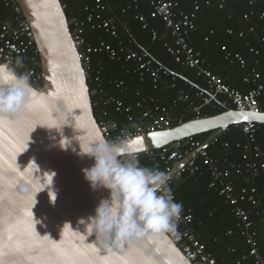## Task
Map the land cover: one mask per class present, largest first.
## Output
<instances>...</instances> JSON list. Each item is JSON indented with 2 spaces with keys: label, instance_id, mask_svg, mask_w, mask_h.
I'll return each instance as SVG.
<instances>
[{
  "label": "water",
  "instance_id": "water-1",
  "mask_svg": "<svg viewBox=\"0 0 264 264\" xmlns=\"http://www.w3.org/2000/svg\"><path fill=\"white\" fill-rule=\"evenodd\" d=\"M19 2L39 48L43 80L34 85L41 95L30 110L0 120V264H195L188 249L168 232L123 241L120 247L114 245L116 255L99 251L95 230L87 234L89 218L97 215L110 193L102 187L93 190L85 179L82 169L91 167L94 159L81 154L80 143L86 149L91 141L107 139L94 113L63 1ZM244 122L264 124V112L230 107L133 136L129 147L140 153L173 141L185 140L187 146L189 138L212 132L190 155L193 158L232 125ZM174 157L175 152L167 154L168 160ZM184 165L185 160L175 161L167 177Z\"/></svg>",
  "mask_w": 264,
  "mask_h": 264
},
{
  "label": "built area",
  "instance_id": "built-area-1",
  "mask_svg": "<svg viewBox=\"0 0 264 264\" xmlns=\"http://www.w3.org/2000/svg\"><path fill=\"white\" fill-rule=\"evenodd\" d=\"M62 1L66 7L68 0ZM128 1L130 3L124 9V12L139 7V0ZM257 1L249 0V3L255 5ZM227 3L228 0H203V2L199 0L194 2L195 9L189 11L185 5H180L177 1L151 0L153 7L151 18H161L166 30L165 34L161 36L157 29H151L152 39H166L165 47L175 61L192 69L198 77L204 80L206 85L205 89L192 87L190 90H178V97L174 100V106L179 105L181 102L187 104V108L183 110L184 113L178 115L173 113L172 107L162 105L156 97L148 94L134 103H127L122 98L112 99L107 96V92L103 87L102 62L93 59L95 53H105L111 60L125 61L128 64V72L141 81L149 78L155 88L161 84L166 88H175L177 76L173 75L163 65L156 63L147 53L138 51L131 44V41L128 44L122 41V33L116 19L107 18L103 14L107 9V5L103 0L85 2L82 6L85 16H72L69 18L72 37L80 52L88 80L91 79L96 84V92L100 95L101 103L113 105L118 114L125 116V120L119 121L107 117L106 109L101 112L98 123L107 140H114L124 132L132 134L131 137H133L171 129L186 122L188 115L192 116L191 119L204 118L207 115L203 114L202 105H212L217 97H222L219 108L231 107L241 111L264 112V77L260 71L259 60H256L253 67L246 70L244 80L252 85V88L247 92H243L226 83L219 74L206 67L201 53L196 50L191 42V34L197 28V12L203 4H215L219 9H222ZM136 18L145 27L149 26L150 21L146 15L139 13ZM244 18L250 22L262 20L264 19V11L258 12L252 9L245 13ZM97 27L104 28L111 37L115 38L117 40L116 45L106 40H100L97 44L89 41L88 30ZM256 27V25H251L249 33L255 34ZM240 36L245 37L246 33L242 32ZM259 38L264 43V35ZM223 49L226 50V47ZM251 52L257 56L260 54V50L255 47H251ZM0 56H11L13 59L16 56H21L24 67L20 70L31 74L33 85H39L43 80L39 48L19 0H0ZM227 57L238 62L243 68L247 67V60L242 55L233 54L229 51ZM111 81L119 89H122L125 85L124 80L121 79ZM194 96L201 100V105L196 103ZM140 115L147 118L145 123H141L134 128L127 125ZM235 127L247 137L245 143H236V147L241 149L243 155L241 164H228L222 161L221 158L211 155L206 147L200 149L193 158H189L195 150L204 144V142L196 140L194 137L189 138L187 146L184 145L185 140H180L173 141L160 149H147L144 152L137 153L141 166L143 165L140 160L143 155L159 156L170 166V169L174 161L185 160V165L173 177L168 179V187L171 189L174 200L181 205L180 215L174 221L175 227L168 233L173 239L178 240L183 248L188 249V253L195 264H218V262L202 242L195 226L196 219L192 210L187 208L182 201L176 199L174 184L179 183L175 178H181L182 180L185 176H194L201 169L199 163L201 159L209 170L211 186L218 189L220 195L231 206L232 212L238 219L241 235L246 240V245L242 249L243 259L251 257L255 264H264V254L259 244L258 232L250 214V209H253L257 214L261 213V202L257 196L258 190L248 185L238 189L234 180V175H242L244 172L246 173V184H249L251 179L259 175L264 177V145L258 140L259 128L255 122L235 124ZM217 141L218 137L211 144ZM222 146L226 151L232 148V144L228 141L223 142ZM169 152H175L173 160L167 159Z\"/></svg>",
  "mask_w": 264,
  "mask_h": 264
},
{
  "label": "trees",
  "instance_id": "trees-1",
  "mask_svg": "<svg viewBox=\"0 0 264 264\" xmlns=\"http://www.w3.org/2000/svg\"><path fill=\"white\" fill-rule=\"evenodd\" d=\"M90 0H68L66 3V13L68 18L72 16L84 17L82 6ZM185 5L189 11H193L194 2L199 0H173ZM203 2V0H200ZM107 5L103 13L107 18L116 19L119 24V30L122 33V41L131 44L140 52L147 53L156 63L169 69L171 73L177 76L175 88H165L164 85L154 87L152 81L148 78L141 81L138 77L128 72V64L125 61L111 60L105 53L93 54L95 61L102 62L103 87L107 96L112 99L122 98L127 103H134L144 95H151L158 99L162 105L172 108L174 113H178V107L173 106V101L178 97V90L189 87L205 89L204 80L196 76L195 72L177 63L174 57L165 47L166 39L153 40L151 29L155 28L163 36L166 32L161 18H151L152 5L151 0H139L137 9L131 8L124 12L129 5L128 0H103ZM258 12L264 11V0H258L255 5H251L249 0H228L226 6L219 9L217 5H205L197 12V28L191 34V42L199 51L206 67L219 74L223 80L234 88L241 89L243 92L250 90L251 86L244 81V73L247 69L227 57L230 51L233 54H240L245 57L249 64L253 63L256 55L251 53V47L260 50L259 60L262 62V71L264 74V43L260 41V36L264 35V19L247 21L244 18L246 12L250 10ZM142 13L149 18L150 24L145 27L136 16ZM256 25V33H249V27ZM246 33L245 37L240 34ZM88 39L94 44L100 40H106L116 45L117 40L111 37L104 28L97 27L88 30ZM226 47V50L223 48ZM250 68V66H249ZM236 71L240 75L239 82L246 83L247 87L241 86L233 80L227 78V72ZM264 76V75H263ZM114 79L124 80L125 85L119 89L111 81ZM88 84L92 92V101L94 104V113L99 120L101 112L106 109L109 118L119 121L125 120V116L118 114L113 105H104L100 101L96 84L89 79ZM199 99V98H198ZM196 99L197 104H202L201 100ZM222 97H217L212 105H202L204 115L213 116L222 113L227 107H220ZM184 104L185 103H179ZM188 115L186 120L191 119ZM259 128L258 140L264 145V124L256 123ZM212 132L202 133L193 136L196 140L205 142ZM228 141L232 148L226 151L222 143ZM247 141L246 135L232 125L226 132L218 137V141L210 144L207 150L211 155L221 158L228 164H241L243 155L241 149L236 147V143ZM141 164L144 167L158 168L167 173L170 166L159 156H146L141 158ZM201 169L194 176H185L179 183L174 184L176 199L182 201L187 208L191 209L195 216V226L198 230L202 242L207 250L217 259L218 264H255L253 258L243 259L242 249L246 245L245 238L241 235L238 225V219L232 212L231 206L220 195L218 189L211 186V176L204 161L199 160ZM244 172L242 175H234L236 186L240 189L243 186L255 187L258 190V198L261 202V213L257 214L250 209V214L255 223V229L258 232L259 244L264 254V177L259 175L249 184L245 182ZM240 262V263H239Z\"/></svg>",
  "mask_w": 264,
  "mask_h": 264
},
{
  "label": "clouds",
  "instance_id": "clouds-1",
  "mask_svg": "<svg viewBox=\"0 0 264 264\" xmlns=\"http://www.w3.org/2000/svg\"><path fill=\"white\" fill-rule=\"evenodd\" d=\"M23 67L21 56H0V120L30 110L41 95L31 74L20 70ZM131 135L124 132L114 140L97 139L86 149L80 143L81 154L94 159L91 167L82 169L85 179L93 190L102 187L110 193L98 206L97 215L89 218L86 232L90 235L95 230L99 251L113 255L117 254L116 247L128 239L171 232L181 212L166 173L140 165L138 154L129 147Z\"/></svg>",
  "mask_w": 264,
  "mask_h": 264
},
{
  "label": "crops",
  "instance_id": "crops-1",
  "mask_svg": "<svg viewBox=\"0 0 264 264\" xmlns=\"http://www.w3.org/2000/svg\"><path fill=\"white\" fill-rule=\"evenodd\" d=\"M252 53V52H251ZM255 55V54H254ZM255 57V60L253 61V63H251V64H249V62H248V60H247V67L245 68V69H248L249 68V66H250V68L251 67H253L254 65H255V62H256V60H259V55L257 56H254ZM260 61V65H259V67H260V71L262 72V74H263V71H262V62H261V60H259ZM204 64H205V66H206V60H205V62H204ZM243 68V67H242ZM245 74V73H244ZM264 75V74H263ZM197 76V75H196ZM227 78H233V80L234 81H236L237 83H239L241 86H243V87H247L248 88V85L249 86H251V88H252V85H250V84H246V83H243V82H239V80H240V75L236 72V71H229V72H227V76H226ZM264 77V76H263ZM241 81V80H240ZM245 81V80H244ZM166 88V87H165ZM192 88V86L191 87H189V89H187V90H190ZM250 88V89H251ZM168 89V88H167ZM180 89H184V88H180ZM239 90H241V89H239ZM196 99H198V98H196L195 96H194V100H196ZM199 100V99H198ZM173 103H174V101H173ZM172 105H170V107H171ZM173 106H174V104H173ZM179 106V107H178ZM175 108L176 107H178V108H180L179 109V111H178V113H174L175 115H178V114H181V113H184V109L185 108H187V104H179V105H177V106H174ZM173 108V107H172ZM137 114V113H136ZM147 121V118L146 117H144L143 115H140V116H137V118L133 121L134 123H135V125H129V123L127 124L129 127H131V128H134V126L136 127L137 125H139V124H141V123H145ZM132 122V123H133ZM175 162V161H174ZM174 162L172 163V164H174Z\"/></svg>",
  "mask_w": 264,
  "mask_h": 264
},
{
  "label": "snow or ice",
  "instance_id": "snow-or-ice-1",
  "mask_svg": "<svg viewBox=\"0 0 264 264\" xmlns=\"http://www.w3.org/2000/svg\"><path fill=\"white\" fill-rule=\"evenodd\" d=\"M145 140H147V136L145 137ZM81 239H83V238H81ZM54 247L58 249L59 246H54ZM60 254H61L64 258H71V257H70L68 254H66V253L61 252Z\"/></svg>",
  "mask_w": 264,
  "mask_h": 264
},
{
  "label": "rangeland",
  "instance_id": "rangeland-1",
  "mask_svg": "<svg viewBox=\"0 0 264 264\" xmlns=\"http://www.w3.org/2000/svg\"><path fill=\"white\" fill-rule=\"evenodd\" d=\"M129 125H135V123L134 122L133 123L131 122V123H129Z\"/></svg>",
  "mask_w": 264,
  "mask_h": 264
}]
</instances>
